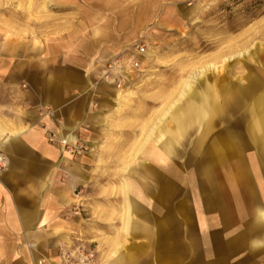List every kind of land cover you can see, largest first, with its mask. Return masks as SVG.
<instances>
[{
	"label": "rangeland",
	"instance_id": "374dc122",
	"mask_svg": "<svg viewBox=\"0 0 264 264\" xmlns=\"http://www.w3.org/2000/svg\"><path fill=\"white\" fill-rule=\"evenodd\" d=\"M71 1L0 0V63L43 65L49 84L53 80L64 84L68 78L62 86L61 103L73 101L74 110L83 115L75 129H64L65 134L74 132L78 143L66 148L68 156L60 155V181L52 185L54 190L22 193L24 199L14 201L24 211L49 213V219L55 214L61 220L57 236L67 237L72 244L65 246L59 238L48 239V231L11 230L0 232L1 252L10 264H47L59 262L64 255L67 259L63 264H101L106 263L105 257L110 259L112 247L118 245L123 255L131 256L137 264H166L154 263L148 257L185 258L188 244L199 257H229L232 264H244L245 259L251 261L249 264H264V255L252 250V241L262 231L254 211L264 200V149L255 153L250 147L242 122L235 124L232 119L227 132H238L237 137L245 143L246 158L258 154L260 160L257 165L248 161L244 165L247 187L239 191L224 180V167L210 168L205 161L201 166L189 164L185 168L174 164L170 175L152 163L159 177L154 184L144 175L141 159L135 154L145 126L158 122L163 113L162 99L164 103L172 101L179 83L187 78L181 79L180 74L188 76L211 65L212 71H222L227 81L235 82L240 67L244 66V74L249 67L257 69V64L246 61L245 53L264 50V0H163L147 18L142 8L135 19L119 21L103 7L90 10L85 5L84 1L94 0ZM98 15L102 19H94ZM100 20L104 21V41L94 46L92 28ZM72 34L76 39L69 44ZM84 41L88 46L80 49ZM37 44H41L39 51ZM77 44L79 50H75ZM149 50L151 59L145 56ZM85 53L89 59L82 62ZM222 55L234 57L228 61ZM127 71L134 97L115 100V92H126L122 80ZM111 102L116 108L108 111ZM223 126H217L207 139L209 143L227 135L225 129L220 130ZM133 131L141 132L140 138L134 139ZM94 133L98 141L84 143L83 136ZM58 138L52 132L47 135L52 145L59 146ZM188 142L180 150L192 156ZM83 158L88 162L83 163ZM78 165L80 171L76 172ZM8 168L9 163L0 177ZM198 175L202 176L200 199L195 195V184L187 181V177ZM127 178L146 198L143 207L153 216L150 234L123 229L127 212L122 187ZM67 200L72 205H67ZM146 202L155 204L153 212ZM147 216L140 213L134 218L146 222ZM184 219L189 231H185ZM23 251L36 256L29 261Z\"/></svg>",
	"mask_w": 264,
	"mask_h": 264
},
{
	"label": "bare ground",
	"instance_id": "6f19581e",
	"mask_svg": "<svg viewBox=\"0 0 264 264\" xmlns=\"http://www.w3.org/2000/svg\"><path fill=\"white\" fill-rule=\"evenodd\" d=\"M55 2L72 4L71 0H53ZM94 0V2L84 1L85 5L92 9V7L99 6L108 10V14L112 19H135L138 13L144 8V18H147L154 10L157 5L161 4L163 0ZM87 14H90L87 12ZM94 19H102L95 16ZM123 23V21H122ZM104 21L100 20L94 23L92 28V45L101 46L104 41L105 32H103ZM124 26H121V28ZM168 30L167 32H170ZM76 37H70L69 44L73 43ZM41 44H37V51L40 50ZM79 44L75 46V50H79ZM88 44L84 41L81 44L80 49H84ZM87 51V50H86ZM93 53V52H90ZM104 54V52L102 53ZM246 54L247 62H254L258 65L257 69H252L249 67L247 74H244V66L239 68L240 77L237 81H227L226 78L221 75L222 71L215 73L212 71L211 65H208L204 69H197L193 73L180 74L181 79L186 76L187 78L179 83L173 95V100L169 103H164L163 99L161 105H163V113L158 118V122H152L150 125L145 126V133L142 134L141 139L138 142L136 150V158L141 159L139 165L144 168V171L151 181L156 183L158 178L156 176L157 170L155 165H161L164 174L172 173L170 167L174 164L185 168L189 164L202 165L205 162L208 163L210 168L216 166L224 167L223 178L228 182L229 186L236 191L239 188L247 187L246 173L244 172V165L251 162L252 165H257L260 157L258 154L249 156V159L244 156L245 143L240 140L236 131L227 132L228 125L232 122L244 124L246 136L248 138V143L250 147L258 153L264 149V50L259 49L255 51L254 54ZM116 53L111 55L110 59L113 60ZM146 58L151 59L152 51L149 50L146 53ZM82 57V56H81ZM225 60L230 61L234 55L230 57H225ZM220 57V59H222ZM239 62L241 63L242 55L238 56ZM82 62L87 61L89 56L87 53L84 54ZM243 62V61H242ZM61 66V63L58 65ZM92 67V62L90 64ZM67 68H70L69 66ZM128 69L129 66H126ZM91 69V68H90ZM61 70V69H58ZM63 71V70H62ZM66 76V75H64ZM242 80H245L243 82ZM64 81V80H63ZM113 81V80H111ZM131 75L129 71L124 73V79L122 80L123 85L126 87V92L118 91L115 92V100L127 101L134 97V93L129 90L131 84ZM65 82H69L66 78ZM64 82V84H65ZM57 84L55 80L50 81V85ZM64 84L59 83L60 88ZM121 98V99H119ZM164 103V104H163ZM109 110L112 111L116 108L114 103H109ZM149 104V103H148ZM112 109V110H111ZM111 116L109 115L108 118ZM227 123V124H225ZM229 123V124H228ZM221 125L227 132L226 136L221 134L214 141L208 142V137L213 135L217 129V126ZM231 130V129H230ZM10 131L11 137H16L19 135L18 131L11 130L10 128H0V132ZM141 132H132V137L134 139L140 138ZM59 136V154L69 155L66 150V146H76L78 143V136L74 132L57 134ZM195 136V138L193 137ZM98 135L94 133L91 136H83V141L85 143L88 141L96 142L98 141ZM191 138V139H190ZM187 140L189 141V146L192 148V156H188L186 152L181 151L180 147H185ZM151 162V164H147ZM8 162V159H7ZM82 162H88L83 158ZM179 163V165H178ZM79 165L76 167V172L79 170ZM153 167V168H152ZM155 167V168H154ZM144 172V173H145ZM152 173V174H151ZM155 173V175H154ZM257 180L261 181V176L254 173ZM166 176V175H165ZM187 177L188 183L195 184V195L198 199L201 195V189L199 188L200 180L202 176ZM162 178V176H160ZM172 178V177H170ZM195 178V179H194ZM122 191L125 195V206L127 216L124 217L123 229L125 232H144L150 234L153 230V216L151 211L143 207V202L146 198H143L142 192L132 181V179L127 178L124 182ZM149 196V195H148ZM147 196V197H148ZM264 198V196H263ZM67 205H72L70 201L65 202ZM147 203V202H146ZM152 205V206H151ZM147 206L149 209L152 208V212L155 210V204L153 206L152 202H148ZM254 220L255 222L262 223L261 233L255 236V240L252 241L255 254L264 255V200L255 206ZM140 213H147L146 222L139 221L135 219L134 216ZM145 217V215H144ZM185 231H189L187 226V219H184ZM152 225V226H150ZM61 232L60 228H55L48 233V239L59 238L62 245L69 246L72 243L65 236H57ZM61 235V234H60ZM113 243V242H112ZM113 250L110 254V259L106 258V263L102 261L101 264H137L136 260L131 256H124L120 247H112ZM188 259L186 262L190 264L192 259L196 257L194 254L193 245L186 246ZM38 250V248H36ZM23 254L27 260L30 261L32 256L36 254H28L23 251ZM112 258V259H111ZM66 256H62L59 262H47V264H63L66 261ZM38 260V257L35 261ZM0 264H10L7 260L6 255H4L0 250Z\"/></svg>",
	"mask_w": 264,
	"mask_h": 264
},
{
	"label": "crops",
	"instance_id": "0c3cea01",
	"mask_svg": "<svg viewBox=\"0 0 264 264\" xmlns=\"http://www.w3.org/2000/svg\"><path fill=\"white\" fill-rule=\"evenodd\" d=\"M44 78L43 65L0 63V128L8 127L19 132L16 137H11L10 131L0 132V148L6 153L9 163L8 171L0 177V232H49L60 228L61 220L55 214L53 219H49V213L24 211L20 204L14 202L24 199L22 193H46L54 190L52 188L60 181L62 163L59 146L49 143L47 135L51 132L56 135L64 133L65 127L75 129L78 118L82 115L77 109L74 110L73 101L61 103L64 87L60 88L58 82L50 85ZM29 217L32 219L28 220ZM1 246L0 244V248ZM148 258L154 263L188 262L187 257L173 255L158 257V261L153 256ZM247 263L251 261L245 259L244 264ZM190 264L232 262L229 257L196 256Z\"/></svg>",
	"mask_w": 264,
	"mask_h": 264
},
{
	"label": "built area",
	"instance_id": "2783aa9c",
	"mask_svg": "<svg viewBox=\"0 0 264 264\" xmlns=\"http://www.w3.org/2000/svg\"><path fill=\"white\" fill-rule=\"evenodd\" d=\"M75 146H66L67 149H72ZM8 162L6 156L0 151V175L7 170Z\"/></svg>",
	"mask_w": 264,
	"mask_h": 264
}]
</instances>
